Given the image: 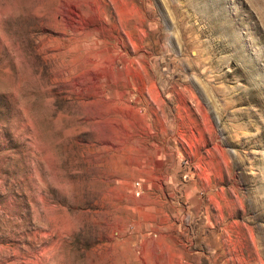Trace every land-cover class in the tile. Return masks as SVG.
Listing matches in <instances>:
<instances>
[{
    "label": "rangeland",
    "instance_id": "obj_1",
    "mask_svg": "<svg viewBox=\"0 0 264 264\" xmlns=\"http://www.w3.org/2000/svg\"><path fill=\"white\" fill-rule=\"evenodd\" d=\"M0 264H264V0H0Z\"/></svg>",
    "mask_w": 264,
    "mask_h": 264
}]
</instances>
